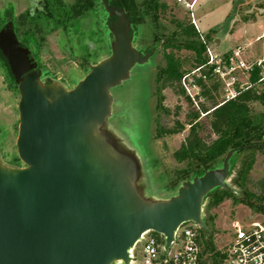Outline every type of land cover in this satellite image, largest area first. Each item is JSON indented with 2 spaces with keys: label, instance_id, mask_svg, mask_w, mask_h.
Returning a JSON list of instances; mask_svg holds the SVG:
<instances>
[{
  "label": "water",
  "instance_id": "water-1",
  "mask_svg": "<svg viewBox=\"0 0 264 264\" xmlns=\"http://www.w3.org/2000/svg\"><path fill=\"white\" fill-rule=\"evenodd\" d=\"M114 36L110 56L90 66L72 89L43 83L13 22L0 31V50L18 82L20 114L17 150L24 167L0 157V264H130V249L146 231L166 236L193 221L206 228L203 201L226 187L231 149L221 169L186 180L167 200L145 199L136 164L118 153L101 128L111 114V89L153 52L133 44L132 18L103 0Z\"/></svg>",
  "mask_w": 264,
  "mask_h": 264
},
{
  "label": "rangeland",
  "instance_id": "rangeland-1",
  "mask_svg": "<svg viewBox=\"0 0 264 264\" xmlns=\"http://www.w3.org/2000/svg\"><path fill=\"white\" fill-rule=\"evenodd\" d=\"M44 1L0 0V31L10 22L15 24V19L21 13L35 12L42 8ZM63 1L71 4L75 0ZM96 1L98 3L96 11L74 21L67 28L46 26L42 35L30 34L33 35L35 44L30 50L31 57L37 64L43 83L57 82L67 89H72L87 75L91 65L110 56L114 42V36H110V25L111 22L116 21L117 16H110L115 18L109 20L103 0ZM143 1L135 0L139 4ZM166 2L168 8L160 16L159 26L155 25V21L151 18L142 25L137 41L133 42L136 48L151 45L157 29L160 32L170 33L177 28L176 20L191 21L189 10L179 0H166ZM200 4L196 8L199 28L202 34L209 35L208 41L217 50L218 48L224 50L232 42L233 24V29L237 28L245 39L247 34L244 31L249 32L252 21L237 26L240 20L245 18L252 20L256 16L258 21L254 30L264 24V10H255L256 7H264V0H201ZM197 32L200 37V32L198 30ZM217 37L221 38L218 48ZM158 47L157 54L152 55L146 63L135 65L129 78L111 89V114L101 128V132L113 149L127 155L135 162V184L143 197L151 201L167 200L177 195L179 189L173 188L172 180L177 171L186 164L174 157V151L181 146L190 127L186 124L185 130L180 133L159 135L158 122L170 128L175 125L177 119L188 122L190 119L188 114L197 110L185 96L176 93L172 88L163 90L159 88L158 70L166 65V58L163 43ZM175 53L184 59V69L189 72L194 66L195 54L185 48L175 50ZM81 61H87V69L80 64ZM218 91L217 100L222 102L225 98V90L219 87ZM19 101L18 82L14 76L8 75L0 63V157L3 163L10 167L25 166L17 150L20 124ZM204 103L208 107L212 106L210 98H206ZM160 106L169 109L171 114L161 115ZM178 106L181 109L176 114ZM252 106L256 112L264 110L259 102H253ZM199 119L205 125L201 131L202 135L208 140L214 138L215 135L208 126L209 116L202 113ZM245 155H241L236 161L235 171L226 181V187L233 189L236 196H241L242 190L234 183L233 178ZM222 165L216 169H221ZM263 175L264 151H259L251 177L256 180ZM208 200L209 197H205L203 201V219L210 224L211 232L208 234L213 233L217 247L225 245L230 240L234 231L232 226L234 221H241L244 224L256 221L264 223L263 213H257L243 203H235L232 198L226 199L210 210L206 207ZM113 264L124 263L116 261Z\"/></svg>",
  "mask_w": 264,
  "mask_h": 264
},
{
  "label": "trees",
  "instance_id": "trees-1",
  "mask_svg": "<svg viewBox=\"0 0 264 264\" xmlns=\"http://www.w3.org/2000/svg\"><path fill=\"white\" fill-rule=\"evenodd\" d=\"M112 6L125 8L130 12L132 18L131 34L133 42L137 41L142 25L151 18L155 25L159 26L160 16L168 8L166 0H144L136 3L135 0H110ZM98 3L96 0H75L71 4H66L63 0H45L42 8L35 12L25 11L15 19V32L21 44L29 50L35 47L33 33L42 35L45 27L67 28L74 21L96 11ZM105 8V7H104ZM109 20L111 18L107 13ZM177 28L170 33L155 30L151 45L144 48H137L143 53L153 52L157 54L159 45L163 43L166 65L158 70L157 81L160 89L172 88L176 93L185 96L184 90L180 88V81L185 74L184 59H181L175 50L182 48L192 51L194 56V66L201 64L205 60V44L191 21H175ZM110 36L113 37L110 31ZM209 39V35H206ZM0 63L4 66L8 75L13 77L9 63L0 50ZM84 68H88L87 61L80 63ZM192 66V68L194 67ZM191 70V69H190ZM219 85L213 84L205 91L207 98L212 101V106L208 107L201 103L199 109L190 112L188 122L176 120L173 127L167 128L158 122V134L180 133L189 124V131L181 146L174 151V157L185 162V167L180 168L172 180L173 188L178 190L186 180H193L197 176L203 175L206 171L216 169L222 165L227 153L237 148L230 159V175L236 168V161L241 155L246 154L242 164L236 170L233 178L234 183L242 190L241 196H236L233 189L228 187H216L208 192L206 198L207 209L219 206L226 199L232 198L235 203H243L257 213L264 214V175L253 180L251 172L256 162V155L259 151H264V110L256 112L252 106L253 102H259L264 107V88L252 87L242 91L235 98L223 103L217 100ZM181 109L177 107V111ZM209 116V129L214 138L206 139L201 131L205 125L200 121L201 114ZM160 114L170 115L169 109L160 106ZM247 152V153H246ZM209 219V216L207 217ZM210 219L212 217L210 216ZM206 221V220H205ZM207 228H201L203 235H208L207 246L214 247L213 233L208 234Z\"/></svg>",
  "mask_w": 264,
  "mask_h": 264
},
{
  "label": "built area",
  "instance_id": "built-area-1",
  "mask_svg": "<svg viewBox=\"0 0 264 264\" xmlns=\"http://www.w3.org/2000/svg\"><path fill=\"white\" fill-rule=\"evenodd\" d=\"M179 1L189 10L191 22L205 44L204 62L180 81V88L193 106L199 109L207 98L205 91L215 83L225 90L221 103L249 88H264V30L227 51L217 50L201 33L194 11L197 0ZM232 226L230 240L219 247L215 243L208 247V237L193 221L177 228L169 248L164 234L146 231L129 251L130 264H264V223L234 221Z\"/></svg>",
  "mask_w": 264,
  "mask_h": 264
},
{
  "label": "crops",
  "instance_id": "crops-1",
  "mask_svg": "<svg viewBox=\"0 0 264 264\" xmlns=\"http://www.w3.org/2000/svg\"><path fill=\"white\" fill-rule=\"evenodd\" d=\"M189 1H191V0H189ZM200 2H201V0H197L196 1L195 7H194L195 14H196V8L199 5H201ZM255 10H257V11H263L264 10V7H260L259 6V7H256ZM197 21H198V19H197ZM249 21H252V24H251L252 26L250 25V27L252 29L249 27V32L247 30L244 31L245 34H247V36L245 37V39H244V36L239 32V30H237V28L235 30L233 29V27H234V24H233V27L231 29V33H232L231 34V37H232L233 40H232L231 43L228 44V47L227 48H225L224 50H220V51H227V50L231 49L232 47H234L235 45H237L239 43L247 42L250 39H252L255 35H257L258 33H260L262 30H264V24L260 28H257L258 30L257 29L254 30L253 29L254 26L256 25L257 21H258L256 16L252 20H248V19L246 20V18L244 20H240V22L237 24V26H239L243 22H249ZM234 23H235V21H234ZM220 43H221V38L217 37L216 38L217 48H218V45H220ZM218 50H219V48H218Z\"/></svg>",
  "mask_w": 264,
  "mask_h": 264
}]
</instances>
